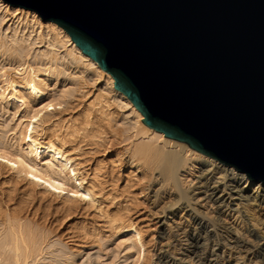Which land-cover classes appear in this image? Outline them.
Wrapping results in <instances>:
<instances>
[{"label":"bare ground","instance_id":"bare-ground-1","mask_svg":"<svg viewBox=\"0 0 264 264\" xmlns=\"http://www.w3.org/2000/svg\"><path fill=\"white\" fill-rule=\"evenodd\" d=\"M0 60V110L16 119L5 132L10 140L0 136V168L23 174L34 186L61 197L66 207L81 202L101 206L100 165L85 170L66 143L82 131L96 140L112 133L114 117L104 110L115 104L123 111L130 161L150 176L158 220L152 253L153 240L125 211H104L131 264H264V181H250L234 167L148 128L128 98L114 89L112 76L61 27L1 0ZM87 83L96 87L93 100L47 128L55 107L63 104L68 111L72 101L82 102ZM43 244L30 226L9 223L0 232V264H34Z\"/></svg>","mask_w":264,"mask_h":264},{"label":"water","instance_id":"water-1","mask_svg":"<svg viewBox=\"0 0 264 264\" xmlns=\"http://www.w3.org/2000/svg\"><path fill=\"white\" fill-rule=\"evenodd\" d=\"M61 27L163 137L264 181V0H4Z\"/></svg>","mask_w":264,"mask_h":264},{"label":"rangeland","instance_id":"rangeland-1","mask_svg":"<svg viewBox=\"0 0 264 264\" xmlns=\"http://www.w3.org/2000/svg\"><path fill=\"white\" fill-rule=\"evenodd\" d=\"M1 1L10 8L28 10L40 18L32 10ZM30 62L35 60L32 58ZM10 67L8 64L4 68ZM3 80L1 71L0 81ZM95 90L96 87L92 88L87 83L84 86L87 93L84 92L82 102L72 101V107L68 111H64L63 104L55 107L56 112L49 115L47 128L55 127L60 121L66 120L75 114L74 112L89 104L94 98ZM116 107L113 104L108 110H104L114 117L112 133L102 140H96L87 134L85 135L88 138H84L82 131L79 136H83L84 139L77 136L78 138L75 137L73 141L66 143L69 152L78 158L85 170L100 165L97 176L98 179H102L97 199L102 203L101 206L81 202L66 207L61 203V197L53 196L41 187L34 186L23 174L0 168V232L15 221L30 226L44 242L42 255L34 264H63L74 258L77 264H131V258L126 257L123 247H119L120 244L116 241L117 234L104 216L105 210L113 211L116 208L125 211V215L134 226L142 230L145 238L153 240L155 246L151 247V251L152 253L155 251L158 243V220L149 189L150 176L144 168L137 169L130 161L127 152L130 142L125 140V126L121 124L123 111ZM15 122L16 119H12L11 112L0 110V136L3 141L10 136V133L5 132L10 130ZM82 251L84 252L80 258L78 255Z\"/></svg>","mask_w":264,"mask_h":264}]
</instances>
